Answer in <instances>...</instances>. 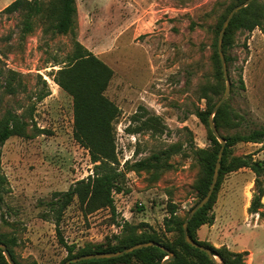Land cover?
<instances>
[{
  "label": "rangeland",
  "instance_id": "rangeland-1",
  "mask_svg": "<svg viewBox=\"0 0 264 264\" xmlns=\"http://www.w3.org/2000/svg\"><path fill=\"white\" fill-rule=\"evenodd\" d=\"M12 1L0 0V116L11 110L27 124L25 136H12L2 148L7 183L0 233L16 237L19 262L58 264L66 257L49 201L54 192L93 173L89 150L73 134V98L51 74L59 68L55 59H65L75 40L113 71L105 95L119 109L113 134L125 183L122 192L114 193L115 216L109 207H88L75 197L59 226L65 241L76 249L105 244L121 233L125 221L161 232L171 203L184 216L199 199L193 148L211 144L194 110L206 108L200 90L215 82L214 29L232 0H76L73 34L44 33L36 19L23 39L19 13L1 12ZM227 55L229 104L244 117L229 133L264 127L263 30L238 31ZM9 70L16 71L15 77ZM8 80L14 92L7 91ZM150 115L160 117V133L140 129ZM171 145L177 151L159 176L127 166ZM232 150L264 159V142H239ZM254 184L249 168L227 174L212 210L213 227L205 231V224L199 238L218 248L246 245L253 254L245 264H264V220L248 211Z\"/></svg>",
  "mask_w": 264,
  "mask_h": 264
},
{
  "label": "trees",
  "instance_id": "trees-1",
  "mask_svg": "<svg viewBox=\"0 0 264 264\" xmlns=\"http://www.w3.org/2000/svg\"><path fill=\"white\" fill-rule=\"evenodd\" d=\"M245 0H232L219 16L214 34L212 60L215 66V82L200 90V98L207 101L205 109L197 107L195 115L206 125L210 146L207 148H193L195 158L199 165V174L194 182L198 201L209 190L215 166L218 160L220 142L209 127L208 116L214 104L225 92L226 81L222 70L221 60L217 48V39L224 19L230 10ZM1 12L7 14L19 13L21 17L20 37L23 39L34 30L36 19L44 24V33L51 32L54 35H66L74 33L76 28L77 6L76 0H13ZM260 28L264 32V3L261 0H253L248 6L242 8L232 18L226 29L223 39V51L226 61L229 49L233 46L235 35L238 31L248 32ZM54 65L59 68L53 73V80L65 92L73 98V134L75 139L89 150L93 165V173L86 178L72 184L66 191H56L49 201L50 210L55 217L56 231L61 245L66 249L67 255L58 264H63L67 259L89 253L115 252L132 245L155 241L168 248L175 254V258L167 264H215L208 254L186 242L183 223L188 212L184 216L177 214V208L171 203L169 216L164 219V229L158 232L153 229H140V226L128 221L122 225L120 234L113 236L105 244L86 245L76 249L74 244L65 241L60 222L64 209L75 197L88 207H109L115 216L114 193L122 192L125 183V174L119 168V160L114 141V120L118 116L119 109L111 101L105 91L113 76L112 69L96 54L90 51L78 40L74 41L73 51L61 61L55 59ZM12 77L16 71L9 70ZM240 88H244L243 79L240 78ZM8 92H14L13 83L8 80L6 85ZM45 94L39 95L43 98ZM143 116V115H142ZM244 117L236 113L227 99L214 116V121L221 133L224 129L228 132L222 134L226 139L221 159V167L215 190L210 200L200 208L188 224L189 235L198 243L212 249L224 264H245L248 251H234L227 246L215 247L207 241L201 240L198 230L202 225L212 224V213L217 199V193L225 176L240 168H249L255 174L254 193L248 207V211L258 214L264 220V159H257L253 153L236 155L232 148L239 142H264V127L250 129L246 132L229 131L234 128ZM160 117L150 115L142 121L141 128L154 132H161ZM26 122L22 117L7 110L0 116V202L6 189L7 178L1 166L2 148L5 142L12 136L26 135ZM163 126V125H162ZM174 145L153 153L150 157L138 160L127 166L130 170H153L155 176L158 172L170 166L167 160L176 153ZM197 201V202H198ZM196 202V203H197ZM192 208V207H191ZM190 208V209H191ZM148 225H144L147 227ZM171 234V235H168ZM0 243L7 245L13 258L21 264L15 254L17 239L0 233ZM168 253L158 246H147L133 250L118 257L103 259H88L73 262L71 264H161ZM0 264H9L0 249ZM30 264H38L33 261Z\"/></svg>",
  "mask_w": 264,
  "mask_h": 264
},
{
  "label": "water",
  "instance_id": "water-1",
  "mask_svg": "<svg viewBox=\"0 0 264 264\" xmlns=\"http://www.w3.org/2000/svg\"><path fill=\"white\" fill-rule=\"evenodd\" d=\"M252 1L253 0H245V1L235 5L230 10L227 17L224 19L222 26H221V29L219 31V35H218V39H217V48H218V53H219L220 60H221L222 70H223L225 81H226V87H225V92L222 95V97H220V99L214 104V106H213V108H212V110L208 116V122H209V127L211 128L215 137L220 142L221 146H220V149L218 152V160H217V163L215 166V170H214V174L212 177V181H211L209 190L207 191L205 196L203 198H201L197 203H195L192 206V208L188 211L187 217L183 223L184 237H185L186 242L192 246H195V247L205 251L208 254V256L214 261L215 264H224V263L221 261V259L217 255H215L213 253L211 248L198 243L196 240H194L189 235L188 224H189V221L195 215V213L210 200V198H211V196L215 190V187H216V184L218 181V177H219V170L221 167V159H222V155H223V149H224L225 144H226V139L222 136V134L220 133V131H219V129H218V127L214 121V116H215L216 112L219 110L221 105L228 99V96L230 94V89H231V81H230V77L228 74L226 57H225V53L223 51L224 35H225L227 27L229 26V24H230L232 18L234 17V15L236 14V12H238L242 8L248 6ZM147 246H158V247H161L164 251H166L168 253L167 257L162 261L161 264H167V262L169 260H172L173 258H175V254L172 251H170L168 248H166L165 246H163L160 243L155 242V241H149V242H142V243L132 245V246L127 247V248L120 250V251L97 252V253H89V254H84V255H80V256H76V257H71V258L67 259L63 264H71L73 262H77V261H81V260H88V259H103V258L118 257V256H121L125 253L131 252L133 250L140 249L143 247H147ZM0 249L3 251V254L5 255V258L9 264H18L16 262V260L13 258L12 254H11V252L8 249L6 244L0 243Z\"/></svg>",
  "mask_w": 264,
  "mask_h": 264
},
{
  "label": "crops",
  "instance_id": "crops-1",
  "mask_svg": "<svg viewBox=\"0 0 264 264\" xmlns=\"http://www.w3.org/2000/svg\"><path fill=\"white\" fill-rule=\"evenodd\" d=\"M206 226H208V228L206 227L205 228V231H207V230H209L210 228H212L213 227V225L212 224H206ZM205 226L204 225H202L201 227H200V229L198 230V235L200 234V232L203 230V228H204ZM210 227V228H209ZM232 250H234V251H248L249 249H247L246 248V245H244L243 247H241V248H232ZM253 254V252H250V256Z\"/></svg>",
  "mask_w": 264,
  "mask_h": 264
}]
</instances>
